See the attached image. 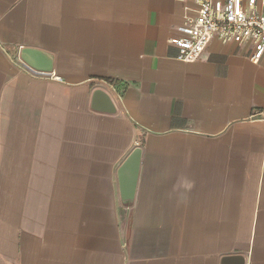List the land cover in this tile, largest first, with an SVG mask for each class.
Listing matches in <instances>:
<instances>
[{"label":"crops","instance_id":"crops-1","mask_svg":"<svg viewBox=\"0 0 264 264\" xmlns=\"http://www.w3.org/2000/svg\"><path fill=\"white\" fill-rule=\"evenodd\" d=\"M195 7L0 0V264H264V56L212 39L175 59ZM26 47L52 71L23 69Z\"/></svg>","mask_w":264,"mask_h":264},{"label":"built area","instance_id":"built-area-1","mask_svg":"<svg viewBox=\"0 0 264 264\" xmlns=\"http://www.w3.org/2000/svg\"><path fill=\"white\" fill-rule=\"evenodd\" d=\"M177 1H193L196 5L194 16H186L176 28V35L168 39V44L177 50L178 61H197L212 39L248 46L253 63L264 56V0ZM22 65L33 72L23 62Z\"/></svg>","mask_w":264,"mask_h":264},{"label":"water","instance_id":"water-1","mask_svg":"<svg viewBox=\"0 0 264 264\" xmlns=\"http://www.w3.org/2000/svg\"><path fill=\"white\" fill-rule=\"evenodd\" d=\"M18 57L21 62L36 71L44 73L52 71V56L42 50L27 47L22 48L18 53ZM90 106L91 109L99 112H115V106L110 96L101 89H95L93 91ZM140 155V148H135L117 171L120 199L121 203L126 207H128L133 200ZM230 261L233 263L236 262L237 264H243V260L238 257L225 258L223 259L222 264H230Z\"/></svg>","mask_w":264,"mask_h":264}]
</instances>
